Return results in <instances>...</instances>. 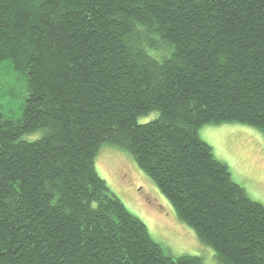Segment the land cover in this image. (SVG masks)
<instances>
[{
	"label": "trees",
	"instance_id": "trees-1",
	"mask_svg": "<svg viewBox=\"0 0 264 264\" xmlns=\"http://www.w3.org/2000/svg\"><path fill=\"white\" fill-rule=\"evenodd\" d=\"M4 62L27 95L18 117L0 113V264H202L110 192L104 143L221 263L264 264V206L198 135L264 134V0H0Z\"/></svg>",
	"mask_w": 264,
	"mask_h": 264
},
{
	"label": "rangeland",
	"instance_id": "rangeland-1",
	"mask_svg": "<svg viewBox=\"0 0 264 264\" xmlns=\"http://www.w3.org/2000/svg\"><path fill=\"white\" fill-rule=\"evenodd\" d=\"M26 95L24 79L13 73L6 62L0 63V113L18 117ZM149 119L140 116L138 120ZM42 134L43 130H38L22 139L34 141ZM198 135L211 146L214 156L228 166L232 180L244 187L250 199L264 206V134L247 125L222 123L204 124L198 128ZM94 162L110 192L146 225L152 239L169 255L197 256L202 264H223L177 218L170 203L126 150L104 143Z\"/></svg>",
	"mask_w": 264,
	"mask_h": 264
}]
</instances>
